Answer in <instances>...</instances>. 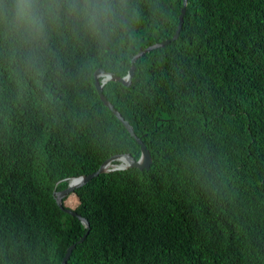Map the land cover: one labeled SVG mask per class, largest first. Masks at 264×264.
Here are the masks:
<instances>
[{"label": "trees", "instance_id": "obj_1", "mask_svg": "<svg viewBox=\"0 0 264 264\" xmlns=\"http://www.w3.org/2000/svg\"><path fill=\"white\" fill-rule=\"evenodd\" d=\"M129 5L115 42L54 30L36 67L0 40V264H61L74 243L68 264H264V0H188L179 37L103 85L150 168L77 187L89 229L58 204L73 177L141 156L95 71L126 76L184 0Z\"/></svg>", "mask_w": 264, "mask_h": 264}, {"label": "clouds", "instance_id": "obj_2", "mask_svg": "<svg viewBox=\"0 0 264 264\" xmlns=\"http://www.w3.org/2000/svg\"><path fill=\"white\" fill-rule=\"evenodd\" d=\"M134 10L129 0H0V40L22 51L36 67L54 30L105 48L129 28Z\"/></svg>", "mask_w": 264, "mask_h": 264}, {"label": "water", "instance_id": "obj_3", "mask_svg": "<svg viewBox=\"0 0 264 264\" xmlns=\"http://www.w3.org/2000/svg\"><path fill=\"white\" fill-rule=\"evenodd\" d=\"M188 0H184V5L183 8L181 10V14L179 17V24H178V28L173 36L172 39H168L165 41H162L160 43L151 45L143 50H140L132 59V66L128 72V74L124 77H120L118 75H116L115 73L112 72H106L104 69H97L95 71V78H96V87L98 89V92L101 96V99L104 101V103L117 115V117L124 123V125L126 126V128L131 132V134L133 136L136 137V139L138 140L139 144L141 145V156L138 159H135L134 156L131 153H122V154H115L113 156H111L110 158H108L100 167L98 170L88 174V175H80V176H76L73 177L72 180L70 181L69 185L60 191L55 190L54 191V196L57 199L58 204L60 205V207L62 209H64V211L72 216H76L78 217L81 222L83 224H85V226L89 229L90 228V223L89 221L86 219V217H84L81 213H79L76 209L74 208H70L64 205V198L72 193L75 192V189L77 187H81L84 184L88 183L90 180H92L95 176L100 175L101 173H105V172H110L113 170H124L127 168H131V167H138L140 169H145V168H150L151 163H152V156L151 153L149 152V150L146 147V144L136 135L135 133V129L134 127L131 125V123L126 120L122 114L116 109V107L107 99V97L105 96L104 92H103V85L109 81V80H118L122 83H124L125 85H130L132 83V78L136 69V60L143 55L146 51H150L153 48L165 45L166 43L172 41L173 39H176L179 37V34L181 32V28L183 26L184 23V16L186 14V6H187ZM99 76H105V79L102 81V83H100L98 81ZM115 161H119L118 164L114 163ZM124 161L126 162V164L123 166ZM88 233V232H87ZM87 233L79 240V242H82ZM76 247V244H72L70 247H68L67 252L62 260L61 264H68V259L70 258L73 249Z\"/></svg>", "mask_w": 264, "mask_h": 264}, {"label": "rangeland", "instance_id": "obj_4", "mask_svg": "<svg viewBox=\"0 0 264 264\" xmlns=\"http://www.w3.org/2000/svg\"><path fill=\"white\" fill-rule=\"evenodd\" d=\"M60 191V190H59ZM64 203L70 208L77 209L80 206V201L76 193H72L64 198Z\"/></svg>", "mask_w": 264, "mask_h": 264}, {"label": "bare ground", "instance_id": "obj_5", "mask_svg": "<svg viewBox=\"0 0 264 264\" xmlns=\"http://www.w3.org/2000/svg\"><path fill=\"white\" fill-rule=\"evenodd\" d=\"M126 164V162L124 161V163H123V166Z\"/></svg>", "mask_w": 264, "mask_h": 264}]
</instances>
